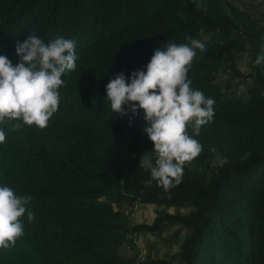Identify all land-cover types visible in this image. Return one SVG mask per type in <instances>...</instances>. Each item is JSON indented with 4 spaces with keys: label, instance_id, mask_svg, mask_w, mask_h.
<instances>
[{
    "label": "trees",
    "instance_id": "trees-1",
    "mask_svg": "<svg viewBox=\"0 0 264 264\" xmlns=\"http://www.w3.org/2000/svg\"><path fill=\"white\" fill-rule=\"evenodd\" d=\"M30 33L45 43L75 41L76 68L66 71L58 111L46 128L10 121L0 144V185L19 196L33 222L22 217L24 235L0 249V264H162L146 255L122 256L129 233H159L161 223L187 228L177 264H264V22L223 0H0V55L15 65L16 42ZM196 49L191 87L215 100L213 121L189 135L201 152L183 167L182 182L165 190L150 170L156 153L142 110L112 112L106 85L144 70L166 43ZM246 59L251 86L242 98L223 97L217 83L226 69L241 76L235 58ZM15 123L22 127L12 131ZM215 155L220 163L211 164ZM177 206L151 224H130L123 203Z\"/></svg>",
    "mask_w": 264,
    "mask_h": 264
},
{
    "label": "clouds",
    "instance_id": "clouds-1",
    "mask_svg": "<svg viewBox=\"0 0 264 264\" xmlns=\"http://www.w3.org/2000/svg\"><path fill=\"white\" fill-rule=\"evenodd\" d=\"M188 43L168 42L157 48L144 70H134L126 79L118 73L106 85L111 111L126 115L123 106L136 114L142 110L144 128L154 145L156 159L143 162L151 179L165 190L182 182L183 167L201 152L199 141L188 133L191 125L198 135L201 126L213 121L215 100L191 87L188 77L195 50L203 51L200 40L186 37ZM14 65L7 55H0V125L22 121L23 125L43 129L58 111L60 89L66 71L76 68L75 41L58 36L45 43L34 33L16 42ZM254 65L264 63V55L245 54ZM15 123L12 131L22 127ZM7 137L0 127V144ZM31 196H19L13 188L0 185V249L14 247L25 233L22 217L33 222L35 214L27 207Z\"/></svg>",
    "mask_w": 264,
    "mask_h": 264
},
{
    "label": "rangeland",
    "instance_id": "rangeland-1",
    "mask_svg": "<svg viewBox=\"0 0 264 264\" xmlns=\"http://www.w3.org/2000/svg\"><path fill=\"white\" fill-rule=\"evenodd\" d=\"M231 3L252 9L253 17L264 22V16L259 14L260 4L256 0H227ZM226 2V0H223ZM235 67L240 71L241 76H232L226 69L219 72L217 83L219 84L223 97L242 98L246 93V88L251 86L250 78L246 77L249 68L246 66V59L235 58ZM220 156L215 155L211 164L220 163ZM130 224H151L162 212L168 214H186L187 210L177 206H158L155 203H123L120 204ZM162 229L159 233L136 232L134 241L127 240L118 248V253L122 256L138 254L139 249L144 250V256L149 255L162 261V264H177L179 260L180 243L188 233L187 228L178 224L161 223Z\"/></svg>",
    "mask_w": 264,
    "mask_h": 264
},
{
    "label": "built area",
    "instance_id": "built-area-1",
    "mask_svg": "<svg viewBox=\"0 0 264 264\" xmlns=\"http://www.w3.org/2000/svg\"><path fill=\"white\" fill-rule=\"evenodd\" d=\"M124 213H126V211H124ZM134 233H129V234H127V236H126V238H125V241H127V240H131L132 242L134 241ZM137 258H138V260H143L144 259V250L143 249H139L138 251H137Z\"/></svg>",
    "mask_w": 264,
    "mask_h": 264
},
{
    "label": "crops",
    "instance_id": "crops-1",
    "mask_svg": "<svg viewBox=\"0 0 264 264\" xmlns=\"http://www.w3.org/2000/svg\"><path fill=\"white\" fill-rule=\"evenodd\" d=\"M256 1L258 2V0H256ZM259 4H260L259 14H262L264 16V0H259ZM239 7L247 10L245 7H241V6H239ZM247 11L251 12L252 9H248Z\"/></svg>",
    "mask_w": 264,
    "mask_h": 264
}]
</instances>
